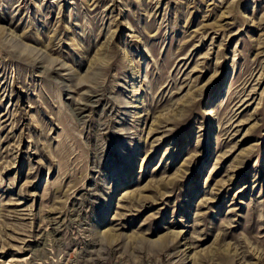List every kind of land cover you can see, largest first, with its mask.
<instances>
[{
    "label": "rangeland",
    "instance_id": "374dc122",
    "mask_svg": "<svg viewBox=\"0 0 264 264\" xmlns=\"http://www.w3.org/2000/svg\"><path fill=\"white\" fill-rule=\"evenodd\" d=\"M0 264H264V0H0Z\"/></svg>",
    "mask_w": 264,
    "mask_h": 264
}]
</instances>
